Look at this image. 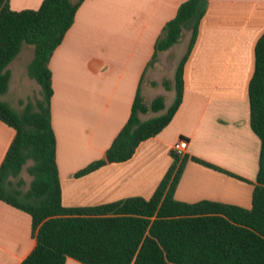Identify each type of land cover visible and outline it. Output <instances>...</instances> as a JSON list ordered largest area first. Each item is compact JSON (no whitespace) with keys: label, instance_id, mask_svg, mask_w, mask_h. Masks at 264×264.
Returning <instances> with one entry per match:
<instances>
[{"label":"crops","instance_id":"obj_1","mask_svg":"<svg viewBox=\"0 0 264 264\" xmlns=\"http://www.w3.org/2000/svg\"><path fill=\"white\" fill-rule=\"evenodd\" d=\"M43 1L7 0V5L14 12L36 11ZM186 1L84 0L79 6L49 62L64 207L149 199L173 162L172 146L185 140L186 163L174 199L250 209L260 141L250 128L247 93L255 45L264 33V0H205L183 69L182 102L169 125L141 143L130 160L78 175L104 158L129 119L137 91L146 101L155 97L151 90L160 72L151 62L155 43ZM14 136L0 121V165ZM35 236L30 215L0 200V264H20L33 251ZM65 264L81 263L68 258Z\"/></svg>","mask_w":264,"mask_h":264},{"label":"trees","instance_id":"obj_2","mask_svg":"<svg viewBox=\"0 0 264 264\" xmlns=\"http://www.w3.org/2000/svg\"><path fill=\"white\" fill-rule=\"evenodd\" d=\"M83 1L44 0L36 11L14 12L7 0H0V97L9 90L7 68L24 45L34 48L27 74L40 88L39 96L22 103L20 112L0 100V121L15 131L0 165V200L29 214L36 232V245L20 264H65L68 258L81 264H264V33L255 45L247 93L250 128L260 141L250 209L210 201H176L173 193L186 157L174 152L172 164L149 199L129 197L88 208L62 205L51 126L49 62ZM204 5L205 0L182 3L155 43L151 62L157 53L178 44L191 22L189 44L175 68L174 82H163L166 90L175 91L172 104L166 107L163 96L148 102L137 91L129 119L104 158L78 175L130 160L141 143L169 125L182 102L183 69ZM150 113L156 115L140 119ZM23 169L31 177L24 191Z\"/></svg>","mask_w":264,"mask_h":264},{"label":"rangeland","instance_id":"obj_3","mask_svg":"<svg viewBox=\"0 0 264 264\" xmlns=\"http://www.w3.org/2000/svg\"><path fill=\"white\" fill-rule=\"evenodd\" d=\"M190 25L191 22L187 24L186 27H184L183 36L179 44L173 46V48H171L168 53H164L163 56L158 58L156 56L155 60L153 61L156 63V66H160V72L159 85L151 90V93L155 96L152 98L154 99L157 96L163 95V97H165L166 107H169L174 101L175 91L173 89L167 91L163 86V82L168 80H170L172 84L174 82L175 68L182 58V55L186 50L187 41L189 40L191 31ZM33 52L34 48L32 46L24 45L19 55L10 63L7 68L11 74L9 90L5 95L0 97V100L7 103L17 112L22 110V103L25 104L28 101H33L35 97L39 96L40 88L38 84L29 78L27 74L28 66L33 59ZM158 54L159 53H157V55ZM152 100H148V102ZM155 115L156 114L153 113L142 115V119L145 120ZM20 176L24 181L22 189L23 191L27 190L31 181V177L27 174L26 169H23Z\"/></svg>","mask_w":264,"mask_h":264},{"label":"built area","instance_id":"obj_4","mask_svg":"<svg viewBox=\"0 0 264 264\" xmlns=\"http://www.w3.org/2000/svg\"><path fill=\"white\" fill-rule=\"evenodd\" d=\"M187 149V142L185 140H179L172 146V152L178 155L180 158L185 156V151Z\"/></svg>","mask_w":264,"mask_h":264}]
</instances>
